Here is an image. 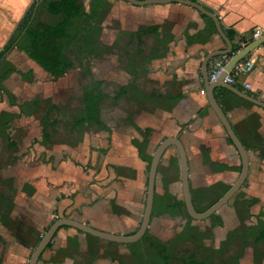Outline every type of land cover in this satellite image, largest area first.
Instances as JSON below:
<instances>
[{"label":"crops","instance_id":"1","mask_svg":"<svg viewBox=\"0 0 264 264\" xmlns=\"http://www.w3.org/2000/svg\"><path fill=\"white\" fill-rule=\"evenodd\" d=\"M198 1L235 31L234 45L264 35V0ZM49 2L0 0V264H28L61 217L134 234L151 161L168 137L185 146L199 211L242 169L206 92L203 60L226 47L212 18L178 2L129 0H77L78 15L69 18L51 13ZM67 18L69 35L60 42L70 66L57 76L29 55L25 35L31 23L57 26ZM231 56L212 59L208 72ZM248 58L254 67L234 86L264 100V44ZM26 71L31 79H23ZM16 73L33 82L30 100L9 88ZM214 92L249 154L247 181L228 204L206 219L191 217L171 145L141 239L121 243L63 226L38 264H264V107L223 85Z\"/></svg>","mask_w":264,"mask_h":264},{"label":"water","instance_id":"2","mask_svg":"<svg viewBox=\"0 0 264 264\" xmlns=\"http://www.w3.org/2000/svg\"><path fill=\"white\" fill-rule=\"evenodd\" d=\"M130 2L136 4H145L151 2H161V3H169V2H178L181 4L189 5L196 8L199 12L205 14L206 16L213 19L217 30L219 31L221 37L226 43V47L224 49H218L207 53L206 57L203 60V73L205 75L206 81V92L208 95V99L210 101V105L213 107L215 112L217 113L218 117L222 121L224 127L227 130L229 137L231 138L232 142L237 147L241 159H242V169L238 179L228 188L226 192H224L213 204H211L207 209L204 211L197 210L193 195L191 191V185L189 180V164L187 158V152L185 146L178 136L168 137L163 140L159 146L157 147L153 159L150 164L149 169V180H148V189H147V198H146V205L145 211L143 215V219L139 229L132 235H121L116 233H111L108 231H104L98 229L86 222L76 220L69 216L61 217L56 219L47 231L42 236L41 240L39 241L38 245L35 247L34 251L31 254L29 259V264H38V261L52 242L53 238L55 237L57 231L60 227L63 226H71L75 227L81 231L89 233L91 235L121 242V243H131L138 241L141 239L145 233L147 232L151 216L153 210V203H154V194H155V186H156V176L158 171V166L160 160L165 152V150L171 146L175 145L178 149L180 161H181V171H182V184H183V193H184V200L186 208L191 215V217L195 219H206L219 211L224 205L228 204L231 198L235 195V193L245 184L247 181L248 173H249V154L247 148L244 146L243 142L240 140L239 136L235 132L230 119L228 118L225 110L220 105L219 100L217 99L214 89L217 85H223L229 88L231 91L235 92L240 97L252 101L262 107H264V100L257 98L255 96L250 95L249 93L237 88L233 84L227 83L225 81V77L227 75V71L231 70V68L240 60L247 57L250 53H252L256 48L264 44V35L253 39L249 43H247L242 49L235 51L234 50V43L227 35L223 24L221 23V19L217 12L212 11L205 7L202 3L195 0H129ZM231 58L225 65V70L221 72L219 77L214 81H209V62L218 56H227L231 55Z\"/></svg>","mask_w":264,"mask_h":264},{"label":"trees","instance_id":"3","mask_svg":"<svg viewBox=\"0 0 264 264\" xmlns=\"http://www.w3.org/2000/svg\"><path fill=\"white\" fill-rule=\"evenodd\" d=\"M48 10L53 14L64 13L70 18L72 15H78L79 8L77 0H50ZM27 23L28 21H26L24 27L27 26ZM68 23V18L57 26L31 23L28 25L25 35V43H27L29 55L45 69L57 76L64 74L68 66H70L66 60L64 47L60 42L61 39L69 35ZM226 33L231 40L236 35L232 29H227ZM253 35L254 33L248 37L244 36L239 44L234 45V50H239L242 46L252 41L254 39ZM4 54L5 51L0 52V59ZM248 56L244 59L248 58Z\"/></svg>","mask_w":264,"mask_h":264},{"label":"built area","instance_id":"4","mask_svg":"<svg viewBox=\"0 0 264 264\" xmlns=\"http://www.w3.org/2000/svg\"><path fill=\"white\" fill-rule=\"evenodd\" d=\"M262 36L259 31H256L254 33V39ZM228 61H220L212 64L210 72H209V80L214 81L216 80L222 71L225 70V65ZM254 67V62L249 59H242L239 62H237L231 70L227 71V75L225 77V81L227 83L237 85L239 83V78L242 74H248L252 71ZM243 88L245 89H251V83L250 82H243ZM202 93H205V89L202 90Z\"/></svg>","mask_w":264,"mask_h":264},{"label":"rangeland","instance_id":"5","mask_svg":"<svg viewBox=\"0 0 264 264\" xmlns=\"http://www.w3.org/2000/svg\"><path fill=\"white\" fill-rule=\"evenodd\" d=\"M27 16V15H26ZM22 22L20 24V26H22ZM24 75H22L23 79H31V73L30 71H26L25 73H23ZM8 75H10V71L8 73ZM43 76H39V79H41ZM12 78V82H11V86H9L10 89H12V91L15 93V94H18L20 96H24L25 99H28L30 100L32 98V93H34L35 91L32 92V90H34V88H32V84H31V80L30 82H22L24 83V85L20 82L22 79L17 73L16 74H13V76L11 77ZM16 78V79H15ZM22 79V80H23ZM24 81V80H23ZM33 83V82H32ZM78 90V89H77ZM78 92V91H77ZM36 93V92H35ZM9 96V95H8ZM31 103H28V102H25V109H28V110H31ZM9 107L13 110H15L16 107H13L11 105H9Z\"/></svg>","mask_w":264,"mask_h":264},{"label":"bare ground","instance_id":"6","mask_svg":"<svg viewBox=\"0 0 264 264\" xmlns=\"http://www.w3.org/2000/svg\"><path fill=\"white\" fill-rule=\"evenodd\" d=\"M39 235V234H38ZM42 237V236H41ZM38 245V244H37Z\"/></svg>","mask_w":264,"mask_h":264},{"label":"flooded vegetation","instance_id":"7","mask_svg":"<svg viewBox=\"0 0 264 264\" xmlns=\"http://www.w3.org/2000/svg\"><path fill=\"white\" fill-rule=\"evenodd\" d=\"M29 264V263H28Z\"/></svg>","mask_w":264,"mask_h":264}]
</instances>
